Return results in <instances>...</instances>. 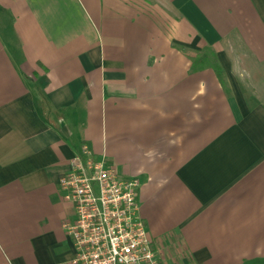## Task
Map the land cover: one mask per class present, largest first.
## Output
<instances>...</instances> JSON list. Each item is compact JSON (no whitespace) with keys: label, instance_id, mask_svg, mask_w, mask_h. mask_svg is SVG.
<instances>
[{"label":"crops","instance_id":"crops-1","mask_svg":"<svg viewBox=\"0 0 264 264\" xmlns=\"http://www.w3.org/2000/svg\"><path fill=\"white\" fill-rule=\"evenodd\" d=\"M81 145L163 264H264V0H0V264H73Z\"/></svg>","mask_w":264,"mask_h":264},{"label":"built area","instance_id":"built-area-1","mask_svg":"<svg viewBox=\"0 0 264 264\" xmlns=\"http://www.w3.org/2000/svg\"><path fill=\"white\" fill-rule=\"evenodd\" d=\"M57 187L73 207V219L62 223L73 264H163L140 216L136 177L81 145Z\"/></svg>","mask_w":264,"mask_h":264},{"label":"trees","instance_id":"trees-1","mask_svg":"<svg viewBox=\"0 0 264 264\" xmlns=\"http://www.w3.org/2000/svg\"><path fill=\"white\" fill-rule=\"evenodd\" d=\"M214 59V60H212ZM195 62H199L200 64H209L212 68H214L216 71H219L220 67L217 64L216 59L214 58V55L212 52L203 53L197 59Z\"/></svg>","mask_w":264,"mask_h":264},{"label":"rangeland","instance_id":"rangeland-1","mask_svg":"<svg viewBox=\"0 0 264 264\" xmlns=\"http://www.w3.org/2000/svg\"><path fill=\"white\" fill-rule=\"evenodd\" d=\"M247 86H248V87H249V86H250V87H252V90H253V86H251V84H249V83H248V85H247Z\"/></svg>","mask_w":264,"mask_h":264}]
</instances>
